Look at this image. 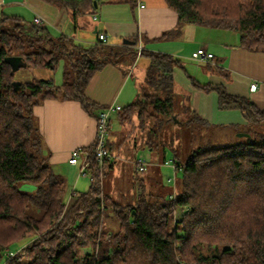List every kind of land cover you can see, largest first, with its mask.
I'll return each instance as SVG.
<instances>
[{"label": "trees", "instance_id": "trees-1", "mask_svg": "<svg viewBox=\"0 0 264 264\" xmlns=\"http://www.w3.org/2000/svg\"><path fill=\"white\" fill-rule=\"evenodd\" d=\"M41 1L67 9L74 20L94 12V1L98 7L116 1L131 8L138 2ZM165 2L177 13L179 25L235 32L241 48L264 52V0ZM122 55L109 45L85 47L63 35L54 37L41 24L29 28L18 17L0 24V264H264V110L249 99L229 95L222 86L198 87L217 91L220 110L241 111L253 128L250 138L195 150L185 165L176 166L183 177L175 199L113 204L94 184L100 175L94 161L89 190L74 192L66 201L67 181L54 172L45 153L34 108L45 100H74L93 114L87 88L105 64L121 65ZM142 55L149 66L138 85V97L117 118L125 128L132 124L137 128L138 122L143 147L152 151L157 147L154 121L187 124L190 121L176 117L184 111L206 120L192 108L178 105L174 69L182 66L181 61L161 53ZM7 57H21L28 67L53 71L63 63V83L32 80L20 82L16 89ZM113 145L108 140L110 151ZM24 184L34 186V192L22 190ZM111 206L119 219L114 231L105 229L103 220Z\"/></svg>", "mask_w": 264, "mask_h": 264}, {"label": "crops", "instance_id": "crops-1", "mask_svg": "<svg viewBox=\"0 0 264 264\" xmlns=\"http://www.w3.org/2000/svg\"><path fill=\"white\" fill-rule=\"evenodd\" d=\"M105 4L100 8V14L87 12V15L78 16L74 21V32L77 33V30L81 29L83 20L88 17L97 22L93 31L96 38L88 40L91 45L96 43L92 41L97 40L98 34L106 33L109 46L117 52H131L130 48L135 50L134 46L141 45L144 52L167 54L179 59L182 66L174 69L175 92L179 89L185 91L192 99V111L207 120L209 124L245 125L247 120L239 110H220L217 91H204L198 87L199 85L222 86L229 95L249 99L257 108L264 110V52L241 48L238 33L232 35L231 31L200 25H179L177 13L168 7L165 0H138L135 8L129 5L124 7L122 2L116 1ZM21 5L25 6L27 9L24 10L33 16L32 22L27 21L26 12L23 13L18 7ZM67 13L70 12L65 8L41 0H0V24L6 19L18 17L30 28L36 24L35 19L40 18L43 27L59 31L63 30L61 24ZM170 32L175 34L163 37ZM62 35L77 40L78 44L84 46V38V40L76 39L74 37L77 36L72 33L63 32ZM134 38L138 39L137 43L131 41ZM199 48H206L212 53L213 61L207 63L194 61L191 56ZM190 62H196L200 67H191ZM148 66L147 58L142 77L136 76L137 90L146 76ZM201 66H204V69ZM60 67L61 64L57 70ZM133 72L136 73L135 70ZM125 75L123 66L111 62L105 64L95 74L86 91L87 104L92 107L93 114H90L80 102L74 100H45L34 108L45 153L49 155L54 172L62 165L73 166L69 164L73 149L88 148L93 145L97 135L98 114L109 105L121 106L118 101L125 90V81H127ZM50 79L54 80L53 78L47 80ZM33 80L41 79L34 76ZM62 83L63 73L62 82L57 85ZM253 83L258 85L256 91H251ZM113 114H111L108 138L111 136L110 140L115 143V148L120 146L118 148L120 153L123 141L127 139L126 128L118 120V112H115L119 130L112 134ZM112 153L115 156L119 155L118 152L112 151ZM60 175L66 181L72 180V176Z\"/></svg>", "mask_w": 264, "mask_h": 264}, {"label": "rangeland", "instance_id": "rangeland-1", "mask_svg": "<svg viewBox=\"0 0 264 264\" xmlns=\"http://www.w3.org/2000/svg\"><path fill=\"white\" fill-rule=\"evenodd\" d=\"M104 5L106 4L101 2L99 4V8H96L94 13L96 12L97 14H100V8ZM122 5H124V7H128V4L123 3ZM18 7L23 13L27 11L24 10L27 8L23 5ZM10 8L11 6H9L8 9ZM26 15L27 21L32 22L34 20L33 16L29 14V12H26ZM92 16L93 15H91V17ZM74 21L72 13H67V16L61 24L63 30L58 31V29L53 28L49 29V31L54 37L62 36L63 32L66 34L72 33L77 36L74 37L76 39H85V47L92 46L93 44L91 45L88 40H94L96 38V34H94L93 31L97 22H94L86 17L82 22L81 29L77 30V33H75ZM230 33H232V35H237L235 32ZM75 41L79 43V41ZM93 42L95 43L96 40L92 41V43ZM122 52L123 55L119 58V61L121 66L125 69V80L127 81H125V90L118 103L125 108L132 104L138 97V90L135 82L137 77H142V71L145 67V63H147V58H145V56L140 58L137 53L135 55L132 52ZM190 66L200 67L199 64H196V62H190ZM201 68L204 69V66H201ZM63 69V63H61V67L58 70L54 71L49 69L26 67L15 72L13 77L14 81L23 83L31 82L34 79V76L43 80L53 78L56 84H58L59 82H62V73H64ZM134 70L136 73L133 72ZM175 93L179 106L185 105L192 108V99L185 91L179 89L176 90ZM186 113L187 111H184L181 116L177 115L176 117L177 120L182 117V122L190 121L187 124H177L174 121H154L152 123L156 132L155 138H157V147H155L152 151L147 147H143L138 122H135L137 128H133L132 124V127H130V125L125 129V135H130V137H127V139L123 141L120 153L118 151L120 146L116 145L117 147L115 148V143L112 146L113 151L119 153V155H116V167L114 169L108 168V170L104 171L98 170L100 173L99 178L93 180L95 185H98L102 190L104 189L105 193L110 196V201L113 204L125 206L126 204L139 199L151 201L152 203L167 202L171 195L177 192V186H179L183 177L182 169L177 170L175 166L182 167L185 165L192 153L200 147L205 145L213 147L233 145L244 140V138L238 137L237 134L248 133L253 130L248 123L245 125H213L207 123V120L206 122H202L193 118V115ZM113 115L114 120L112 134H115L119 130V126L115 120L116 114L114 113ZM131 128L134 130L132 131ZM110 138L107 139L110 140ZM254 138L255 137L252 139ZM136 144L138 147H134ZM137 155L151 160V164L147 166V169L144 172H138L136 169L134 162ZM165 161L169 162V164H165ZM55 173L63 174L65 177L72 176V180L67 181L66 183L67 202H70L72 198L71 196L74 192H87L92 183L89 175L86 177H80V170L77 166H70L68 164L62 165L60 166V169H58V167L55 169ZM104 173H106V175ZM21 189L27 192H34L35 187L30 184H24ZM103 220L105 229L109 231H114L119 225V219L117 218L112 206L105 210ZM25 244L26 242L16 245L14 250L23 248L22 246ZM5 258H8L7 252Z\"/></svg>", "mask_w": 264, "mask_h": 264}, {"label": "built area", "instance_id": "built-area-1", "mask_svg": "<svg viewBox=\"0 0 264 264\" xmlns=\"http://www.w3.org/2000/svg\"><path fill=\"white\" fill-rule=\"evenodd\" d=\"M142 7H144L141 4ZM94 19L96 17L94 16ZM36 24H41L42 21L40 18L35 19ZM97 44L109 45L108 35L106 33H100L97 36L96 40ZM135 51L138 56H141L143 53V48L141 45L134 46ZM191 58L199 63H207L211 62L214 59V55L207 51L206 48H199L195 52H193ZM258 88L257 83H253L251 85V91H256ZM122 110V107L116 104L109 105L105 110L101 111L98 114L97 118V135L96 139L93 143L92 149L88 148H75L72 150L69 164L73 166L79 167L80 177L90 176L92 179V173L94 169L92 168V162H96V168L99 171L108 170L110 163L117 158L112 151L109 150L108 143V132L109 125L111 121V114L115 112H119ZM149 159L137 156L135 160V166L138 172H144L147 169V166L150 165ZM165 164H169V162L165 161ZM176 168V166H175ZM94 180V179H93ZM171 199H175V194L170 197Z\"/></svg>", "mask_w": 264, "mask_h": 264}, {"label": "water", "instance_id": "water-1", "mask_svg": "<svg viewBox=\"0 0 264 264\" xmlns=\"http://www.w3.org/2000/svg\"><path fill=\"white\" fill-rule=\"evenodd\" d=\"M94 4H95V7L97 8L98 6H97L96 1H94ZM125 42H127V41H125ZM5 62L11 66L13 74L15 72H17L18 70H20L21 68L28 67L27 62L21 57H7L5 59ZM14 85L16 86V89H17L20 86V82L15 81ZM237 136L240 138H244V137L250 138V134H248V133H239V134H237Z\"/></svg>", "mask_w": 264, "mask_h": 264}]
</instances>
